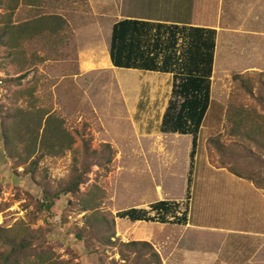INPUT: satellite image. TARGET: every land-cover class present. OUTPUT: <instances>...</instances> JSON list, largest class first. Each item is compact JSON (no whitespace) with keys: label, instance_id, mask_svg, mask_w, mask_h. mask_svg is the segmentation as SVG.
I'll return each instance as SVG.
<instances>
[{"label":"rangeland","instance_id":"1","mask_svg":"<svg viewBox=\"0 0 264 264\" xmlns=\"http://www.w3.org/2000/svg\"><path fill=\"white\" fill-rule=\"evenodd\" d=\"M21 1L0 0V36L1 28L6 30L0 46V254L8 250L5 242L13 236H25L31 242L29 260L44 251L56 264H145L148 251L142 256L137 251L139 246L132 250L121 245L130 241H146L154 248L155 243L151 242L157 239L156 252L162 264H201V247L221 250L223 233L219 232L223 231L209 224L208 219L204 222L208 228L201 229L196 221L197 192L193 220L190 218L185 226L140 225L115 218L107 231V236H113V245L108 243L109 237L100 240V236L84 230V200L92 199L100 211L112 216L132 206L147 208L160 199L182 198L178 202L183 210L191 136L177 137L160 131V120L171 97V75L159 78L157 74L161 73L154 71L106 67L101 58L106 46L89 34L85 20L78 19L84 14L73 12L75 7L69 4L62 5V16L45 14L40 21L24 23L18 17L19 23L13 24V13ZM23 24H39L41 28L23 40ZM227 40L237 44L234 59L229 55L231 46L226 44ZM89 49L98 59L92 69L83 70L84 55ZM244 49L246 41L238 35L221 33L212 62V104L199 134L194 184L200 171L201 180H207L205 173L211 170L229 172V166L246 174L249 170H261L264 164V153L256 152L253 145L231 135L229 130L233 123L238 124L235 116L229 122V114L239 113L243 119L244 115L261 114L264 107L262 100H252L233 79L247 65V54H240ZM253 59L254 56L250 61ZM261 74L264 81V73ZM37 112L38 117L32 118ZM44 112L63 121L62 127L72 139L71 148L50 153L34 144V153H29L33 144L28 131L36 129L32 126ZM251 119L253 127L261 124L260 118ZM43 126L44 120L37 131L39 135ZM253 134L264 135V126L262 132ZM216 142L224 151L218 150ZM105 143L113 154L110 163L102 167L94 155L101 153ZM240 145H249L256 153L252 156ZM85 149L90 156L86 158L87 171L78 192L60 195L49 212L38 211L36 204L42 200V187L25 167L41 156L35 167L36 180L54 193L70 180L74 158H84ZM76 165L80 167L81 163ZM205 186L203 183L201 188ZM257 190L263 198L264 189ZM253 206L256 214L264 213L257 200ZM224 207L221 202L211 207L214 222L228 229L238 227L241 222L236 221L230 208L228 211ZM78 231L84 241L75 238Z\"/></svg>","mask_w":264,"mask_h":264},{"label":"trees","instance_id":"2","mask_svg":"<svg viewBox=\"0 0 264 264\" xmlns=\"http://www.w3.org/2000/svg\"><path fill=\"white\" fill-rule=\"evenodd\" d=\"M134 21L124 20L115 23L112 29V38L109 47V54L112 64L115 67L122 68H136L147 71H158L164 73H172V88L171 97L162 115L160 131L163 133H177L181 135H191V149L189 152V168L187 174V190L185 196V203L190 198V187L192 183L195 155L198 144V134L202 128L206 116L210 110L212 99L211 98V76L213 70L214 61V48L215 37L214 29L203 27H179L171 26L168 29V40L163 44L160 42L153 46L152 50L148 49L146 52L144 47L141 48L140 43L142 39L140 35L143 33V29L138 26L130 28L129 24L133 25ZM138 23V22H137ZM142 26V24H139ZM5 28H1L0 46L2 45V39L5 35ZM130 38V40H127ZM156 53L150 54V52ZM158 53L162 54V60L157 61ZM261 73L256 76L251 74H235L233 79L238 83L239 87L243 89L244 93L251 97L252 100H262L264 103V81L261 78ZM261 114L249 115L241 119L239 113L235 115H228V120L231 122V118L235 116L238 118V124L233 123L230 126L231 135L237 136L249 142L253 145L256 152L264 153V135H254L253 133L262 132L264 126V107H262ZM255 112V111H254ZM39 113L34 114L32 118H37ZM44 115H47L44 119ZM240 117V118H239ZM251 118H260L261 124L258 123L253 127V120ZM250 119V121H249ZM44 120V126L42 128L41 135L38 134V129ZM33 121V120H32ZM240 121V122H239ZM234 122V120H233ZM245 122V125L241 127V124ZM246 122L248 127L246 128ZM63 121L54 115L44 112L37 119L36 123L32 127H36L35 130H29L30 134L28 138L33 144L29 153H34L35 146L38 148L49 149L48 152L54 153L63 148L69 149L72 145V139L62 127ZM232 123V122H231ZM242 128V129H241ZM36 141H39L36 143ZM210 141H214L211 139ZM83 146L86 148L87 143L83 140ZM219 151H224L222 145L216 142ZM236 145V144H233ZM243 149H246L249 154L256 153L249 148V145H240ZM252 151V152H251ZM113 151L109 144H102V150L100 154H95L94 158L99 166L105 167L109 164L112 158ZM90 154L88 150L84 151V158L78 160L74 158L71 178L65 184H63L56 191L51 192L42 183L38 182L35 177V167H37L38 160L41 156L30 161L25 167L28 174L42 187V200L38 202L37 210L42 212H49L54 206L56 199L60 195L75 194L78 192L79 185L83 182V175L87 171L84 168L86 164V158ZM30 155L27 156V159ZM24 160H26L24 158ZM81 163V166L76 164ZM227 165V164H225ZM228 166V165H227ZM229 172L238 178L250 181L255 188L264 189V164L262 169H253L242 174L237 170L231 169L229 166ZM82 169V171H80ZM260 173H263L262 175ZM187 206V204H185ZM180 203L170 200H159L149 204L148 209L130 207L117 211L113 216L111 214H105L99 210V206L96 205L92 199L84 200L82 202L81 211L85 212L83 215V227L84 230L89 232L92 236L99 237L100 240L107 239L109 229H111L110 222H114L115 218L126 219L131 222L135 221H157L160 223H171L178 225H185L187 223V211L188 208L184 206L181 210ZM90 211V212H89ZM114 235V234H113ZM113 237V236H110ZM108 238V243L113 245L111 238ZM75 238L78 241H84L81 231L75 232ZM8 246V250L3 254H0V264H56L49 254L41 251V254L35 255L29 260V251L31 242L24 237L16 238L13 236L5 242ZM124 248L136 249V246L140 247L137 250L145 256L149 253L145 264H162L160 257L156 250L146 241H130L121 244ZM89 250H92L89 248ZM121 259L126 262L125 255L121 253Z\"/></svg>","mask_w":264,"mask_h":264},{"label":"crops","instance_id":"3","mask_svg":"<svg viewBox=\"0 0 264 264\" xmlns=\"http://www.w3.org/2000/svg\"><path fill=\"white\" fill-rule=\"evenodd\" d=\"M63 4L74 6L73 12L84 14L83 17L78 19L85 20L89 27V34L97 37V40H100L98 42H102L106 46L102 51L103 56L101 57L106 67L113 69L122 68L115 67L110 61L109 47L112 29L115 23L130 20L134 21L133 25L129 24L130 28L140 26L143 29V33L140 35L142 39L140 46L141 48L144 47L146 52L148 49L152 50L153 46L159 42V39L164 44L168 40V29L173 25L187 28L203 27L214 29V58L221 33H230L234 37L238 35L241 41H246L247 46V49L240 50V54H247L248 56L247 65L241 71H238V74L248 73L253 75L264 73V0H23L13 13L12 22L13 24L19 23L16 21L18 17L21 20L20 22L24 23L28 20L32 22L34 20L40 21L41 15L45 14L62 16L61 8ZM254 6H256V9ZM35 13H40V15L34 16L33 14ZM43 19L47 21L46 18ZM139 24H142V26ZM40 28L39 24L36 27L33 24H29V26L23 24L20 30V34L22 32L21 38L23 40L30 38ZM97 30H100L99 34ZM102 30H105V32L103 33ZM19 36L16 33V38ZM127 40H130V38ZM226 44L231 46L229 55L231 59H234V53L236 52L234 47L237 44L234 40L233 43L232 40H227ZM154 53H156V50L150 52L151 55ZM84 56L83 60H85V63L82 64L81 68L83 70L92 69L95 66L94 62L98 59V57H95L93 49H89ZM252 56H254V59L250 61ZM160 60H162V54L158 53L157 61L160 62ZM154 72L161 73L157 74L159 78L169 74L173 80L172 73ZM162 134L168 133L162 132ZM173 135L179 137L181 134L173 133ZM199 140L200 135L198 136L196 155L199 149ZM209 172L205 173V175L209 176L207 180H201V171L200 174L198 173L195 184L192 180L190 198L184 203V205L187 204L185 206L188 208V220L185 225L189 223L190 218L193 220L192 207H194V195L197 192V223L200 224L201 229L208 228L204 224L208 219L210 220L209 224L223 231L219 232L223 233L221 243H219L223 245V248L221 250H208L201 247V264H224V262L227 264H264V213L256 214L253 209L254 200H257L264 210V197L259 196L261 193H258L259 190L255 188L252 182L238 178L226 170L216 169ZM203 183L206 186L202 189L201 185ZM201 189L203 193H201ZM185 196L186 192L184 198ZM181 199L173 198L170 201L178 202ZM220 202L222 203V208L225 206L224 208L228 211L230 208L234 212L236 221L241 222L238 227L228 229L226 226L217 225L214 222V210L211 207ZM250 209L251 212H248ZM132 223L140 225L170 224L157 221H135ZM153 235L155 234H150V240L153 239ZM158 242L157 239L151 242L155 243L153 245L157 252H159Z\"/></svg>","mask_w":264,"mask_h":264}]
</instances>
